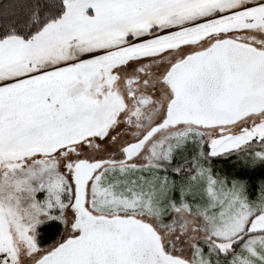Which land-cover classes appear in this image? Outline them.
<instances>
[{
    "label": "snow or ice",
    "instance_id": "snow-or-ice-1",
    "mask_svg": "<svg viewBox=\"0 0 264 264\" xmlns=\"http://www.w3.org/2000/svg\"><path fill=\"white\" fill-rule=\"evenodd\" d=\"M0 264H264V0H0Z\"/></svg>",
    "mask_w": 264,
    "mask_h": 264
}]
</instances>
